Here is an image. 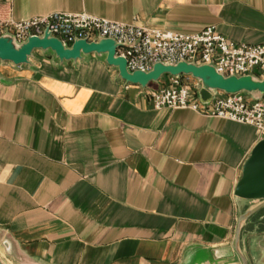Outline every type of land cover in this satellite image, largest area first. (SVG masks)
I'll list each match as a JSON object with an SVG mask.
<instances>
[{"label":"crops","instance_id":"1","mask_svg":"<svg viewBox=\"0 0 264 264\" xmlns=\"http://www.w3.org/2000/svg\"><path fill=\"white\" fill-rule=\"evenodd\" d=\"M54 11L183 33L213 26L234 43L264 44V0H0L4 19ZM167 82L126 83L94 53L0 62L5 264H241L237 219L256 201L234 189L264 137L189 108L156 109L150 91ZM254 217L264 233V208ZM249 222L240 250L264 264V234Z\"/></svg>","mask_w":264,"mask_h":264},{"label":"built area","instance_id":"2","mask_svg":"<svg viewBox=\"0 0 264 264\" xmlns=\"http://www.w3.org/2000/svg\"><path fill=\"white\" fill-rule=\"evenodd\" d=\"M45 29L68 45L76 38L91 41L98 37L126 43L127 46L116 49V54L126 58L131 71L150 70L157 61L177 63L185 60L212 64L224 75L252 74L264 78V44L234 43L213 26L195 33H183L115 21L85 11H54L23 20L0 18V34L10 33L18 42L29 35H41ZM167 77L164 87L150 91L156 109L189 108L202 115L252 125L264 137V95L254 98L245 92L218 91L205 104L197 96L199 84H189L184 80L186 76Z\"/></svg>","mask_w":264,"mask_h":264},{"label":"water","instance_id":"3","mask_svg":"<svg viewBox=\"0 0 264 264\" xmlns=\"http://www.w3.org/2000/svg\"><path fill=\"white\" fill-rule=\"evenodd\" d=\"M112 38L98 37L88 41L87 38H76L68 45L59 38L52 36L48 29L41 35H29L24 41L18 42L10 33L0 34V61L11 62L16 66L29 64L33 52L41 50L51 52L59 61H76L85 55L102 56L106 63L117 69L118 76L126 83L139 85L146 89L150 83L158 82L164 75L190 76L200 82L197 96L202 103H209L218 91L226 94L245 92L254 98L264 95V78L252 74L224 75L218 73L212 64H196L181 60L177 63L155 62L150 70H129L125 57L116 54L119 46ZM234 194L236 197L256 201L247 207L238 217L234 234V246L241 264H248L240 250V234L244 223L251 220L264 208V138L252 149L243 164L242 174L237 182ZM1 245L9 252L8 241L2 240ZM0 264H5L0 258Z\"/></svg>","mask_w":264,"mask_h":264},{"label":"rangeland","instance_id":"4","mask_svg":"<svg viewBox=\"0 0 264 264\" xmlns=\"http://www.w3.org/2000/svg\"><path fill=\"white\" fill-rule=\"evenodd\" d=\"M35 53H41L42 55H53L51 52H44V51H41V50H37V51H35ZM164 76H168V75H164ZM163 76V77H164ZM161 80V79H160ZM251 222H249V225H251V223H256V228H254L255 230V232L256 233H254L255 235H262V234H264V233H258L259 231H258V229L257 228H259V227H261V224H257V223H259V221H263V220H259L258 218H256V217H253V218H251V220H250ZM264 225V224H263ZM262 225V226H263ZM2 253V250H1V247H0V254Z\"/></svg>","mask_w":264,"mask_h":264}]
</instances>
